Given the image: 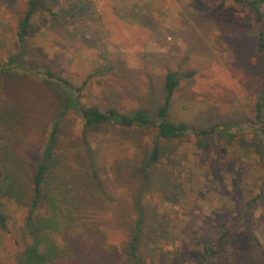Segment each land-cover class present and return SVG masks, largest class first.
Wrapping results in <instances>:
<instances>
[{
	"label": "rangeland",
	"instance_id": "374dc122",
	"mask_svg": "<svg viewBox=\"0 0 264 264\" xmlns=\"http://www.w3.org/2000/svg\"><path fill=\"white\" fill-rule=\"evenodd\" d=\"M29 2L0 0V66L13 116L5 149L27 196L66 96L46 71L83 87L81 96L71 92L78 104L144 109L154 119L165 77L178 73L169 119L194 130L227 123L238 137L213 139L209 152L193 134L161 142L146 185L137 159L155 129L104 127L86 140L73 106L61 120L50 182L78 186L71 200L79 202L68 206L77 220L68 244L44 226L42 236L63 253L54 264H132L127 249L139 222L142 264H206L203 245L229 230L222 264H264V132L255 109L264 56L252 34L255 14L233 0H49L60 13H38L43 28L21 50L16 34ZM0 211L10 231L0 229V264H19L31 243L29 206L0 196Z\"/></svg>",
	"mask_w": 264,
	"mask_h": 264
},
{
	"label": "trees",
	"instance_id": "16d2710c",
	"mask_svg": "<svg viewBox=\"0 0 264 264\" xmlns=\"http://www.w3.org/2000/svg\"><path fill=\"white\" fill-rule=\"evenodd\" d=\"M233 1L255 14L256 19L252 34L256 38L257 54L264 56V0ZM224 5L225 1L220 4L218 9L223 8ZM41 11L55 16H58L57 14L60 13L58 11L52 13L49 0H30L17 28L16 35L21 50L25 48L28 39L35 37L42 30L44 22L38 25L35 23V19ZM3 68L5 69V67L0 66V196H8L9 199L18 203L27 201V206H29L28 216L25 220V232L31 240V243L17 254L19 264H54L55 261L57 262L63 253L58 251L54 240L51 241L47 236L43 237L42 233L47 229L58 240L68 244L70 229L77 220L74 211H70L68 206L69 202L73 204L79 202L78 200H71L73 199L71 194L79 190L78 186L67 182L61 185L50 182L52 179L50 178L52 170L56 163L55 152L58 145L61 120L67 112L69 113L73 106H75L74 108H76V111H78L83 120L84 139L90 133H97L104 127H119L121 130L135 129L140 131L155 129L151 146L137 159V171L146 185L149 182L152 167L159 164L161 160V142H175L189 134H193L196 138L197 146L204 152L211 150L213 139L224 140L229 144H236L238 142L236 134L231 132L233 126L230 124H216L208 128L194 130L187 124H176L169 119L173 97L183 78L178 73H169L165 77L164 88L166 96L158 108L156 118L154 119L144 109H136L130 113H122L116 109L104 110L99 107H86L78 104V102H74L73 97L76 96L71 92H76L78 96H81L83 87H76L71 82L57 77L51 71H46L45 77L55 81L64 90L66 96L60 118L52 123L49 134L43 143L41 162L37 166L35 175L30 182L32 194L27 196L18 180L19 177H17L15 164L8 159L10 152L5 149V137L8 135L7 132L9 131L10 121L13 120V116L12 108H9V105L5 103L4 74H6V71ZM255 109L256 123L260 125L262 132H264V66L262 89L258 94ZM221 150L223 153H227V149L222 148ZM53 181L55 182V179ZM47 191L52 192L54 195L46 197L48 196ZM59 197L62 201L58 200ZM42 205L46 207L43 209L41 208ZM44 218L47 221H44ZM44 226H46V229ZM0 229L6 233L10 232L8 218L1 211ZM140 231L141 222L137 223L134 227L133 237L127 249L132 264H142L138 256L137 245ZM231 235L232 230L223 231L214 246L203 245L206 264H222L221 256L225 241ZM259 246L262 249L260 244ZM262 254L264 256L263 249Z\"/></svg>",
	"mask_w": 264,
	"mask_h": 264
}]
</instances>
